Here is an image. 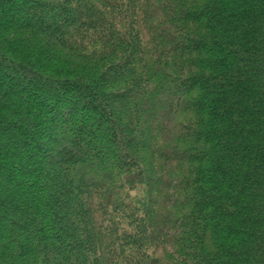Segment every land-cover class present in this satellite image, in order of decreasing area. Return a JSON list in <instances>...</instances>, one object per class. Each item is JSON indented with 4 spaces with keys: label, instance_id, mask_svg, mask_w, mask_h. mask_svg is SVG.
<instances>
[{
    "label": "trees",
    "instance_id": "16d2710c",
    "mask_svg": "<svg viewBox=\"0 0 264 264\" xmlns=\"http://www.w3.org/2000/svg\"><path fill=\"white\" fill-rule=\"evenodd\" d=\"M0 264H264V0H0Z\"/></svg>",
    "mask_w": 264,
    "mask_h": 264
}]
</instances>
